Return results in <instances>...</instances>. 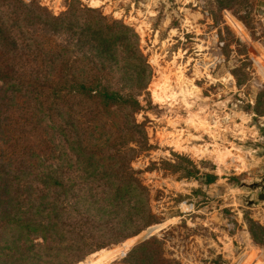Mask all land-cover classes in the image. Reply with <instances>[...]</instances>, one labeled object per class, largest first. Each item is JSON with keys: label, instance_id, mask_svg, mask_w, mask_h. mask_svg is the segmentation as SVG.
Wrapping results in <instances>:
<instances>
[{"label": "rangeland", "instance_id": "374dc122", "mask_svg": "<svg viewBox=\"0 0 264 264\" xmlns=\"http://www.w3.org/2000/svg\"><path fill=\"white\" fill-rule=\"evenodd\" d=\"M24 1L56 15L78 2L99 8L136 30L149 64L125 60L117 81L136 92L148 85L136 115L146 137L131 165L161 223L77 264H123L153 236L162 241L167 264H228L239 256V264H264V211L247 207L248 192L239 188L264 169V0ZM2 4L0 16L10 25L13 10ZM21 24L32 28L26 12ZM3 52L0 44V72L7 74H0V201L6 172L10 193L2 198L14 202L11 213L0 205V264H35L31 259L48 249L43 231L25 234L17 219L27 212L33 221L49 220L43 165L47 138L56 135L48 131L47 102L27 85L35 78L27 57L17 63ZM28 162L35 171L19 173ZM188 170H198L199 178L186 177ZM208 174L216 178L207 182ZM14 232L22 236L18 242Z\"/></svg>", "mask_w": 264, "mask_h": 264}, {"label": "trees", "instance_id": "16d2710c", "mask_svg": "<svg viewBox=\"0 0 264 264\" xmlns=\"http://www.w3.org/2000/svg\"><path fill=\"white\" fill-rule=\"evenodd\" d=\"M2 2L3 7L11 6L14 16L10 25L0 16V44L7 47L2 56L12 54L17 63L27 57L35 76L27 85L47 102L48 131L56 135L47 138L43 165L49 220L33 221L25 212L17 219L18 226L25 234L43 231L48 249L38 257L30 254L33 263L77 264L161 223L151 208L149 188L131 165L146 137L145 125L136 115L143 109L140 96L148 85L136 92L122 89L117 81L122 80L118 74L122 75L125 60L133 64L146 60L140 37L123 21L81 2L58 15L35 1ZM25 12L32 27L28 31L21 24ZM59 35L68 40L58 41ZM145 64L149 66L147 60ZM0 74L6 79L7 74ZM36 168L28 162L25 170L13 171L28 175ZM197 174L198 170H188L186 177L199 178ZM5 175L2 197L7 198L10 179ZM215 178L208 174L207 182ZM2 197L3 211L11 213L14 200ZM12 237L18 242L22 236L14 232ZM162 244L156 236L141 241L123 264H167Z\"/></svg>", "mask_w": 264, "mask_h": 264}, {"label": "water", "instance_id": "95a60500", "mask_svg": "<svg viewBox=\"0 0 264 264\" xmlns=\"http://www.w3.org/2000/svg\"><path fill=\"white\" fill-rule=\"evenodd\" d=\"M239 188L248 192V195H243L247 207H255L260 212L264 211V169L255 178H251L248 181L242 180ZM243 257L239 256L228 264H239Z\"/></svg>", "mask_w": 264, "mask_h": 264}]
</instances>
